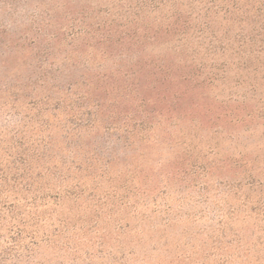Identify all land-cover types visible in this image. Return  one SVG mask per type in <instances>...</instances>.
<instances>
[{"label": "rangeland", "instance_id": "374dc122", "mask_svg": "<svg viewBox=\"0 0 264 264\" xmlns=\"http://www.w3.org/2000/svg\"><path fill=\"white\" fill-rule=\"evenodd\" d=\"M0 264H264V0H0Z\"/></svg>", "mask_w": 264, "mask_h": 264}]
</instances>
